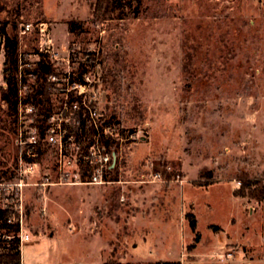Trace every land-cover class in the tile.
I'll return each mask as SVG.
<instances>
[{
    "label": "rangeland",
    "instance_id": "374dc122",
    "mask_svg": "<svg viewBox=\"0 0 264 264\" xmlns=\"http://www.w3.org/2000/svg\"><path fill=\"white\" fill-rule=\"evenodd\" d=\"M97 1L0 0V183L19 181L23 131L77 117L75 81L100 127L134 135L111 183L24 188L22 264H264V0H120L101 19ZM42 144L31 184L57 163Z\"/></svg>",
    "mask_w": 264,
    "mask_h": 264
},
{
    "label": "built area",
    "instance_id": "2783aa9c",
    "mask_svg": "<svg viewBox=\"0 0 264 264\" xmlns=\"http://www.w3.org/2000/svg\"><path fill=\"white\" fill-rule=\"evenodd\" d=\"M30 31L31 25L26 27ZM44 32V30H42ZM56 80L53 75L48 76ZM91 85L87 82H73L66 92L70 93V109L78 110L73 113L76 118H62L59 122L51 123L44 131L35 127L29 131H23L20 136L22 153L20 155V178L17 183H0V196H2V209L11 207L21 209L20 226L23 224V203L24 188L35 185L41 191H47L50 187L57 186H78V185H104L111 183L110 176L115 172L118 163V155L111 145L117 144L124 138L131 140L134 135L125 136V131L120 123L107 124L100 127L97 113L86 103L88 88ZM75 94V95H74ZM94 99H90V102ZM29 109V108H28ZM29 110L32 111L30 108ZM82 113V118L80 114ZM71 120V121H70ZM85 121V128L81 123ZM75 122L76 133L70 128ZM90 126V127H89ZM89 130L92 138L88 139ZM44 137V139H43ZM57 149V163L55 168L47 173L42 181L35 184L28 182L30 178L39 174L38 157L41 153L42 141ZM14 206V207H13ZM46 212V209H44ZM16 221L11 218L9 222ZM21 247L32 241L31 234L26 233L20 227L18 233Z\"/></svg>",
    "mask_w": 264,
    "mask_h": 264
},
{
    "label": "trees",
    "instance_id": "16d2710c",
    "mask_svg": "<svg viewBox=\"0 0 264 264\" xmlns=\"http://www.w3.org/2000/svg\"><path fill=\"white\" fill-rule=\"evenodd\" d=\"M129 5H130V2L126 6H129ZM119 7H121L120 0H98L96 7H95L94 16L98 19H101L104 16H106L108 12L118 10ZM69 25H70V32H74L76 26H78L76 22H71ZM2 35L6 39V45L9 50L8 57H7L8 61L14 64L16 63L15 58L17 57L18 41L15 38L10 37L5 31L3 32ZM6 82L9 86V89H8V92L4 94L3 99L6 100L12 106V108L15 109V107L18 104V96H19L18 85L16 81H14V79L12 80L10 75L6 76ZM80 118H82V113L80 114ZM85 126H86V123L85 121H83L81 123V127L85 128ZM254 198L263 199L264 197L260 194L258 196L255 195ZM12 216H13V211H11L10 209L0 208V251L3 249L4 250L7 249L6 256L9 259L10 264H22L21 245H20V239L18 237V233L20 231V225L18 221H13L11 223L9 222ZM192 217H193V221L191 222V229L193 232H195L197 229V224H196L195 217L194 216ZM8 232L14 233L13 238L10 240L3 239V236L7 235ZM196 240L197 242L200 240L199 235H197ZM105 264H122V263L117 262V261H110ZM154 264H181V262L180 261H158Z\"/></svg>",
    "mask_w": 264,
    "mask_h": 264
},
{
    "label": "crops",
    "instance_id": "0c3cea01",
    "mask_svg": "<svg viewBox=\"0 0 264 264\" xmlns=\"http://www.w3.org/2000/svg\"><path fill=\"white\" fill-rule=\"evenodd\" d=\"M161 261H174V260H161ZM181 262V261H180ZM181 264H182V262H181Z\"/></svg>",
    "mask_w": 264,
    "mask_h": 264
}]
</instances>
